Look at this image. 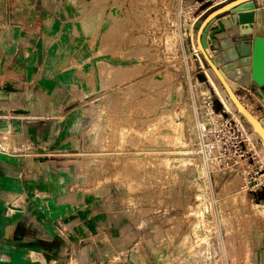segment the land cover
Returning a JSON list of instances; mask_svg holds the SVG:
<instances>
[{"label": "rangeland", "instance_id": "1", "mask_svg": "<svg viewBox=\"0 0 264 264\" xmlns=\"http://www.w3.org/2000/svg\"><path fill=\"white\" fill-rule=\"evenodd\" d=\"M211 3L0 0L6 205L43 208L17 264H264V144L199 49ZM220 115L246 160L206 159Z\"/></svg>", "mask_w": 264, "mask_h": 264}, {"label": "water", "instance_id": "2", "mask_svg": "<svg viewBox=\"0 0 264 264\" xmlns=\"http://www.w3.org/2000/svg\"><path fill=\"white\" fill-rule=\"evenodd\" d=\"M196 25L204 59L264 144V116L257 118L237 94L240 86H257L264 110V95L259 91L264 90V0H231Z\"/></svg>", "mask_w": 264, "mask_h": 264}, {"label": "crops", "instance_id": "3", "mask_svg": "<svg viewBox=\"0 0 264 264\" xmlns=\"http://www.w3.org/2000/svg\"><path fill=\"white\" fill-rule=\"evenodd\" d=\"M210 1L212 3L208 7V11L212 12L215 9L224 5L225 3L230 2L231 0H222L220 2H217L215 0H204V2H210ZM256 5L257 7H262L261 4L258 2ZM257 91H258L257 86H254L252 89H248V88L240 86L239 89L237 90V94L240 100L243 102V104L252 113L254 112L252 111L251 106H255L261 112L260 115L258 116L256 115V117L260 119L264 116V110L261 109L263 105H262L261 99ZM255 139L258 142V144L261 145V139L258 135H256ZM9 161L10 159L0 158V261L1 262L5 261L7 264H17L18 261L24 260V257H22L19 254L13 256L10 253V249H8L7 246L10 244V241H13L15 237L19 238L21 236V234L19 235L16 233V231L18 230V227L20 228V226H23L21 227L23 229L22 231L23 233L22 238L24 239L23 241L26 240L27 236L35 237V238L38 237V235L35 234L36 233V229L34 228L35 224L27 221V218L29 214L31 213V211L42 213L43 208L42 207H28V206H23V205H18V206L6 205L10 197H13V195H15V192H10L12 183L10 179L11 176L7 173V170L9 169L7 166L13 163ZM28 162H30L28 157H25L22 165H27ZM1 167H4V168H1ZM37 176H35L34 180L39 182V178L41 176H38V177ZM72 210H73L72 208H68V209H65L64 212H66L67 215L70 214V216L72 215L74 217L75 213ZM55 222L56 221H53L50 224L51 225L54 224L56 227L59 228L60 224L55 223ZM33 231H35V233ZM19 243H21V240L19 241Z\"/></svg>", "mask_w": 264, "mask_h": 264}, {"label": "built area", "instance_id": "4", "mask_svg": "<svg viewBox=\"0 0 264 264\" xmlns=\"http://www.w3.org/2000/svg\"><path fill=\"white\" fill-rule=\"evenodd\" d=\"M227 115H220L219 122L221 121V123L212 126L211 130L209 125L202 128L208 137L204 144V154L209 158H215L216 161L224 165H229L234 161L246 160L248 155L251 156L250 152L254 149L251 137L243 123L235 118L229 119L226 117ZM210 116L217 118L213 108L210 111ZM226 134L231 135L229 140L225 139ZM258 172H255L253 168L249 173L255 175V188L264 185V181L258 178Z\"/></svg>", "mask_w": 264, "mask_h": 264}, {"label": "bare ground", "instance_id": "5", "mask_svg": "<svg viewBox=\"0 0 264 264\" xmlns=\"http://www.w3.org/2000/svg\"><path fill=\"white\" fill-rule=\"evenodd\" d=\"M216 1H217V2H220V1H222V0H216ZM217 2H216V3H217ZM213 5H214V4H213ZM259 91H260V93H261V94H263V95H264V90H259ZM174 104H175V103H174ZM179 140L181 141L182 139H181V138H179ZM206 159H207V160H209V159H211V160H212V158H209V157H208V158H206ZM254 171H255V170H254ZM48 175H49V174H48ZM53 184H54V183H53Z\"/></svg>", "mask_w": 264, "mask_h": 264}]
</instances>
